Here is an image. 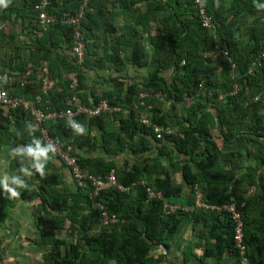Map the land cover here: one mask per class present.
I'll return each instance as SVG.
<instances>
[{
    "label": "trees",
    "instance_id": "trees-1",
    "mask_svg": "<svg viewBox=\"0 0 264 264\" xmlns=\"http://www.w3.org/2000/svg\"><path fill=\"white\" fill-rule=\"evenodd\" d=\"M97 1L88 0L81 21L85 39L81 67L75 65L71 56L70 27L56 23L39 38L32 34L35 28L32 21L36 17L33 9L38 0H22L18 6L7 2L6 7H0V21L9 28L21 26L19 32L23 36L21 39L17 35L18 41L7 29L0 31V44H13L10 48L13 56L4 61V68L9 70L10 78L28 69L32 71L22 87L7 80L0 85V90L10 97L23 95L33 101L41 94L38 71L47 61L57 83L47 96H42V108L69 107L70 89L63 76L76 71L77 89L83 88L84 71L92 55L89 39L97 26L96 16L100 14L95 6ZM155 2L157 10L164 14L159 17L162 29L156 43L149 53L142 46L132 44L133 51L127 59L133 66L147 69L146 80L140 86H124L112 79L115 91L101 97L112 107L129 109L127 115L77 117L75 120L87 129L83 136L73 134L65 121L45 122L49 135L63 145L71 142L75 150L98 148L111 156L127 150L135 160L129 167L117 169L104 157L76 154L82 170L103 178L116 169L117 182L129 188L127 192L101 191L93 198L89 184L83 188H68L62 176L51 172L48 165L43 178L37 175L26 178L28 187L21 190L20 200L38 202L32 220L37 231L36 243L48 247L42 254L43 264H158L162 257L154 259L150 255L154 247L167 248L168 241L182 223L198 219L206 223V242H212L205 246L203 256L220 260L223 252L228 251L234 256V264H239L232 223L227 214L199 210L191 215L183 211L163 215L162 201L148 200L145 187L138 184L144 181L147 187L160 192L165 202L174 204L182 194L181 187L171 177L175 172L180 173L189 191L187 206L193 205L195 186L208 205H235L243 220L249 264H264V97L257 103H250L251 98L264 89V67L247 74L253 58L264 52V9H257L254 0H230L228 7L225 0H202L215 26L213 34L201 27L192 0ZM79 6L80 0H50L48 13L56 17L63 13L73 14ZM216 46L225 50L227 57L213 55ZM228 58L246 81L247 89L241 82L235 94H228L234 84ZM106 59L114 69L124 64L115 50ZM144 91L164 95L169 103L168 111L162 109L159 100H140L139 94ZM184 95L191 100L184 106L182 117L172 116L176 106L184 103ZM79 97L86 104V98ZM140 102L144 106H140ZM3 110L0 107V144L7 145L10 140V147L28 143L31 120L26 113L18 108L3 116ZM136 110L145 112L152 124L166 128L174 125L177 134L166 136L162 141L155 139L150 127L139 124ZM95 125L100 132L99 140L90 135L89 128ZM10 126H13L11 133ZM32 135L38 139L34 131ZM152 141L157 144L154 157L150 155ZM242 143L252 145V150L245 149L242 153ZM174 155L179 158L175 159ZM221 158L223 164L219 163ZM161 159L167 161V165H163ZM245 161L253 165L243 167ZM13 162L12 169L18 174L19 163ZM241 169H244L242 174L239 173ZM251 187L257 188V192L246 196ZM98 203L119 223L102 226Z\"/></svg>",
    "mask_w": 264,
    "mask_h": 264
},
{
    "label": "crops",
    "instance_id": "crops-1",
    "mask_svg": "<svg viewBox=\"0 0 264 264\" xmlns=\"http://www.w3.org/2000/svg\"><path fill=\"white\" fill-rule=\"evenodd\" d=\"M22 0H7V2H12L13 5L18 6ZM161 1L165 3L167 0H155ZM154 0H98L95 4L97 14L95 20V26L92 32V37L89 39V48L92 51L91 57H89L90 65L88 69L84 71V80H83V88L79 90V95H83L86 99V104L92 105L95 104V100L101 99V97L109 95L110 93L115 91V86L112 79H116L117 81L123 83L124 86L127 85H141L144 83L147 77V69H139L132 64H130L127 59L130 57L133 45L142 46L145 51L148 53L151 51L154 43H156V37L159 35V31L162 29V24L160 22V18L162 12L157 10V5ZM226 1V7H228L230 0ZM164 14H162L163 16ZM20 25V22H19ZM20 27L16 26L14 28H8L5 23V28L7 32H11L15 35V38L19 41V37L23 39L22 32L20 33ZM1 29V30H4ZM0 30V31H1ZM8 33V34H11ZM24 33V32H23ZM24 35V34H23ZM39 38V37H38ZM16 41V42H18ZM13 47L12 42H2L0 44V74L8 73L9 70L4 68V61H9L13 56V51L10 48ZM118 51L119 56L122 58L124 64L117 65L118 70L114 69L113 64H111L106 57L111 53V51ZM23 53V52H22ZM25 55V53L23 54ZM102 58V60H100ZM12 66V63H11ZM13 83V82H11ZM13 88L12 86H10ZM142 93V92H141ZM164 97V95H162ZM159 102L162 103V109L164 111H168L169 103L164 99H160ZM186 106L187 103H182L176 106L172 116H176L181 118V116L176 115V111L181 106ZM120 107V106H118ZM122 108V107H120ZM3 116H7L8 112L6 109L3 110ZM129 112V109L122 108V111L119 113H110V118H113L114 115H121L122 117L126 116ZM136 112H139L136 110ZM13 120V119H12ZM13 122V121H12ZM109 122H114L109 120ZM116 123V122H114ZM113 124V123H112ZM111 124V125H112ZM115 125V124H114ZM166 128V127H164ZM167 129L172 130L174 135L177 134V130L174 125L167 127ZM9 132L13 131V126L8 127ZM90 135L94 136L99 140L100 132L98 128L95 126H91L89 128ZM214 134V133H213ZM216 134V132H215ZM166 137V136H165ZM12 139V138H10ZM9 139V140H10ZM165 139V138H164ZM163 139V140H164ZM162 141V140H161ZM11 140L7 143V145L0 144V170L7 171L9 174H15L14 159H11L8 156V149L10 148ZM242 153L244 150H252L253 146L245 143L241 144ZM151 150L150 155L154 157L156 155L155 147L157 144L155 142H151ZM245 147V148H244ZM172 148V147H171ZM77 155L84 156H101L104 157L107 161H112L115 164L117 169H123L124 167H129L135 157L130 155V153L125 150L124 153H120L115 156H111L108 154H104L101 149H89L85 147L84 149H76ZM175 159L179 157L174 155ZM160 162L163 165H167V161L161 159ZM223 158L220 159L219 163L223 164ZM17 164V163H16ZM21 166V164H17ZM16 165V166H17ZM127 165V166H126ZM252 162H244L243 167L252 166ZM48 166L50 167V171L62 176V179L68 188H73L70 174L66 168H64L59 161L55 158L49 162ZM15 167V166H14ZM244 169L239 170V173L242 174ZM258 173V172H257ZM238 174V175H240ZM172 180L176 185L181 187V196L175 199L176 202L174 204L176 206H187V195L189 193L188 189L185 187L182 182V178L179 172H175L172 174ZM257 192V188L251 187L246 196L253 195ZM0 201H3L0 204V217L4 219L0 222V240L2 249L4 239L9 242V237L12 236L11 233H17L19 237L23 233V227L21 225V221L17 219V224L13 223L12 216L15 214H24L23 211L20 213L13 212L16 205H19L18 202H23L18 199L14 200H6L0 198ZM13 201H16L17 204H13ZM37 205V201H34ZM1 203V202H0ZM28 203V202H23ZM36 207V206H35ZM11 209V210H10ZM21 209V208H17ZM0 218V219H1ZM27 227H28V223ZM206 223L203 219H198L197 221L189 220L181 224L178 232L172 237L171 240L167 243V248H164L161 245L155 246L151 251L150 255L156 259L159 257L161 261L158 264H234L235 259L233 254L228 251H224L220 260H215L213 257H204L203 251L207 243L206 242ZM30 227V228H29ZM29 233L34 234L33 239L27 240V238L22 241L27 244V248L31 249V251L38 252L41 248L46 246H39L36 243L37 231L33 224L29 225ZM10 234V235H9ZM24 236V235H22ZM18 237L16 239H18ZM7 246V243H6ZM48 248V247H47ZM48 249L42 251V254L45 253ZM41 257H36L32 255H19L15 257H6L2 259L0 257V264H43Z\"/></svg>",
    "mask_w": 264,
    "mask_h": 264
},
{
    "label": "built area",
    "instance_id": "built-area-1",
    "mask_svg": "<svg viewBox=\"0 0 264 264\" xmlns=\"http://www.w3.org/2000/svg\"><path fill=\"white\" fill-rule=\"evenodd\" d=\"M193 8L196 10V14L199 17L200 25L202 28L208 30L209 32L214 34L215 26L212 21V17L208 15L203 7L202 0H192ZM88 0H80V6L76 10L75 13H63L59 17H56L52 14L48 13V9L50 7V0H38L37 4L34 6V11L36 13L35 19H33L32 24L35 28L32 30V34L36 37H41L47 30L50 25L60 24L62 26H68L72 30V47H71V56L74 60V63L77 67H81L84 56H85V39L84 34L82 33L81 21L87 11ZM5 28V23L0 21V30ZM218 40V39H216ZM213 55L222 54L227 57V52L221 49L219 46L214 48L212 53ZM231 70H230V78L234 82L232 91L228 94H235L242 86L246 87V81L239 73L235 64L228 58ZM183 64V63H182ZM264 67V52L256 55L247 71V74L253 73V71L257 68ZM31 69H28L22 74L14 75L12 78L9 77L8 73L0 74V77H7V80L11 82H17L19 86H23L28 77L31 75ZM39 86H40V95H37L33 101H28L23 95L10 97L8 93L4 90H0V93H3L0 96V107L6 109L7 111L16 110L21 108L26 115L31 120V125L34 126V132L38 135V139L41 140L42 143H53L55 145L56 151L53 157L56 158L60 164L66 168L70 174L72 186L74 188H83L86 185H90L92 188V192L90 197H96L101 191H106L110 189H114L120 192H127L129 188L123 187L116 180V169H112L108 175L105 177H95L90 174L88 171L82 170L78 163V156L76 155V151L74 146L70 143L63 145L59 140L53 139L49 135L48 128L45 126V122H57V121H65L69 118V114L72 119H76L77 117L84 116L85 118H91L95 116H99L101 114H110V113H119L122 111V108L115 106L112 107L108 104L107 100L100 99L95 104L88 105L82 102L79 97L78 91V78L76 71H70L63 76V78L67 81L68 87L70 89V94L67 97V104L69 107L61 110H48L42 108V96H47L48 93L52 90V88L57 83V79L52 78L49 68L48 62L44 61L39 68ZM224 97L221 96L220 99ZM264 97V89L259 93L254 95L251 98L250 103H257L261 98ZM153 99L158 101L162 98L161 93L153 92V91H144L139 94V99ZM184 102L188 103L191 100V97L184 95ZM140 106H144L143 102H140ZM137 119L140 125L145 127H150L154 133V137L157 140H163L165 136L174 135L172 130L164 128L162 126L152 124L148 115L143 112H137ZM145 187V192L147 195V199H156L162 201V213L163 215H169L171 213L177 211H183L188 215L193 214L195 211H206V212H216V213H224L227 214L232 223V237L235 250L238 254V262L239 264H249L248 258L246 256L247 248L244 244V235H243V220L240 213L236 210L234 204H223V205H208L203 201V197L201 192L195 186L193 189L194 199L192 206H176L169 205L164 201L163 196L160 192H156L151 188L147 187L144 181L138 183ZM132 184V186H134ZM97 208L100 211V219L102 226H109L118 224L119 221L115 217H110L105 212L103 205L97 204Z\"/></svg>",
    "mask_w": 264,
    "mask_h": 264
},
{
    "label": "clouds",
    "instance_id": "clouds-1",
    "mask_svg": "<svg viewBox=\"0 0 264 264\" xmlns=\"http://www.w3.org/2000/svg\"><path fill=\"white\" fill-rule=\"evenodd\" d=\"M257 9H264V0H254ZM7 0H0V7H6ZM7 77H0V85L6 83ZM3 93H0L2 96ZM66 126L76 136L86 134V126L75 119L66 120ZM34 126L28 125V135L30 140L26 144H18L8 149V156L16 160L21 166L17 169L18 174H9L0 170V198L14 200L21 197V190L28 187L26 178L37 175L43 178L46 175V166L52 160L56 148L53 143H42L32 135Z\"/></svg>",
    "mask_w": 264,
    "mask_h": 264
},
{
    "label": "rangeland",
    "instance_id": "rangeland-1",
    "mask_svg": "<svg viewBox=\"0 0 264 264\" xmlns=\"http://www.w3.org/2000/svg\"><path fill=\"white\" fill-rule=\"evenodd\" d=\"M183 111H184V106L182 105L181 107H179L177 109L176 115H178V116L183 115ZM213 133H214V137L216 138L217 133L215 134V131ZM0 202H1L0 204H2L3 201H0ZM18 203H20L19 205H21V206L18 207V205H16V207L21 208V209L15 208L14 210H12V213L13 212L20 213L21 211H23L24 214L23 215L21 213L18 215L15 214V216H12L13 217L12 221H13V223H16V224H17V219H19V221H21V225L23 227L22 228L23 229L22 235H24V236L20 235L18 237L17 233L12 232L11 233L12 236H10L8 239L9 242L5 241L7 238L4 239L2 249L0 248V257H2V259H3V257L4 258L15 257V256H19V255H25V256L26 255H32V256H36V257H41L40 255L42 254V251L45 249H48L47 246L45 247V249L43 247V248H41L40 251L34 252V251H31L32 248L28 249L27 244L22 241L25 238H27V240L34 238V234L29 233V228H30L29 225L32 224V215L36 211V207H35L36 204H34L35 202H28V203L18 202ZM13 204L14 205L17 204L16 201H13ZM1 220H4V219L1 218L0 222H1ZM26 223H28L29 228L27 227ZM17 237H18V239H16ZM6 243H7V246H6Z\"/></svg>",
    "mask_w": 264,
    "mask_h": 264
}]
</instances>
